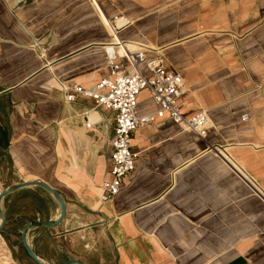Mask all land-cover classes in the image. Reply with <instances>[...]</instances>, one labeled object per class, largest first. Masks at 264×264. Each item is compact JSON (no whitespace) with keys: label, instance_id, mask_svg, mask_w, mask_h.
<instances>
[{"label":"crops","instance_id":"obj_1","mask_svg":"<svg viewBox=\"0 0 264 264\" xmlns=\"http://www.w3.org/2000/svg\"><path fill=\"white\" fill-rule=\"evenodd\" d=\"M119 14L131 23L114 33L110 20ZM114 40L142 42L147 57L177 70L181 111L190 116L205 109L208 126L202 139L165 115L139 125L131 136L135 169L113 198L101 201L115 113L91 98L65 99L64 87H92L106 73L104 51ZM137 108H156L147 90ZM211 150L218 159L207 154ZM0 151L17 182L42 178L65 202L56 226L28 236L46 262L186 264L198 251L188 254L180 243L170 248L181 235L175 227L203 224L218 209L214 189L204 217L182 212L187 166L228 169L264 203L238 173L255 179L264 193V0H0ZM30 193L49 206L33 208L23 226L58 215L57 204L34 186L5 196L7 220L13 200L34 205ZM152 226L166 228L154 232ZM260 226L241 236L255 235L253 247L230 254L232 240L207 264H264ZM199 235L196 229L192 238ZM44 242L64 248L53 254Z\"/></svg>","mask_w":264,"mask_h":264},{"label":"built area","instance_id":"obj_2","mask_svg":"<svg viewBox=\"0 0 264 264\" xmlns=\"http://www.w3.org/2000/svg\"><path fill=\"white\" fill-rule=\"evenodd\" d=\"M110 22L117 32L121 27L129 25L131 20L128 16L119 14L112 17ZM109 44L114 45L116 50L104 51L106 73L92 87L76 83L64 87L65 99L71 101L78 95L91 98L95 106H103L115 113L113 135L110 139L109 175L101 184V201L113 198L119 192L123 179L135 169L138 153L131 147V136L139 125L165 115V119L181 128L185 126L198 138L205 139L208 120L205 109H200L190 116L181 111V74L168 67L161 57H147L146 44L129 40H116ZM141 64L145 70H142ZM143 90L149 92L156 108L139 113L138 95ZM240 117L245 120L248 113H242ZM84 118L85 125L89 127L91 121L86 114ZM214 150L218 148L215 147ZM238 173L255 193L264 199V193L256 180Z\"/></svg>","mask_w":264,"mask_h":264},{"label":"rangeland","instance_id":"obj_3","mask_svg":"<svg viewBox=\"0 0 264 264\" xmlns=\"http://www.w3.org/2000/svg\"><path fill=\"white\" fill-rule=\"evenodd\" d=\"M206 126H208V120ZM186 129L187 127H182V130L190 132L189 129ZM207 154L218 159L212 150ZM185 169L187 173L183 178V197L186 207L183 209L184 211L182 210L185 216L204 217L205 213H209L211 196L213 200L215 194L214 189H216L218 209L216 214L214 213L211 219L208 217L203 224L175 227L180 230L181 235L175 237L173 243H169L170 248L177 249V243H180L181 249L187 251L188 254L196 248L198 255L188 260L186 264H207L215 258L220 259L218 255L221 254V251L224 253L227 250L224 249L225 245L230 244L232 240L234 243L229 251L230 254L250 246L253 247L254 243L252 244V242H256L254 241L255 235L242 238L244 240L240 239L245 232L252 231V228L259 229L258 227L264 224V203L258 200L252 192L247 191L241 184L243 182L228 169L210 167L205 162H194ZM18 179L19 177L13 173L7 156H3L0 151V189L14 181L17 182ZM29 195L34 205L22 206L17 199L10 202V218L5 223L4 230L2 232L0 230V264H36L21 245L20 231L25 219L31 217L32 209H46L49 202L36 198L31 193ZM160 227L166 228L152 226L151 229L153 228L152 230L156 232ZM196 229L200 231V235L195 240L192 238V234ZM40 235H43V232ZM44 243L46 251L53 254H57V252L59 254V249L64 248L62 245L52 246L49 242ZM60 259L61 257H49V262L52 264Z\"/></svg>","mask_w":264,"mask_h":264},{"label":"water","instance_id":"obj_4","mask_svg":"<svg viewBox=\"0 0 264 264\" xmlns=\"http://www.w3.org/2000/svg\"><path fill=\"white\" fill-rule=\"evenodd\" d=\"M40 187L43 189L49 197L57 204L58 208V215L54 218H48V219H37L31 222L26 223L21 231H20V241L21 245L26 252V254L36 263V264H51L40 258L34 251L30 241H29V233L36 228L40 227H54L56 226L65 215V202L63 198L61 197L60 193L48 182L43 180L42 178L35 177V178H29L26 180L14 182L5 185L0 189V230L4 227L6 219H7V212L4 205V198L7 194L23 190L30 187ZM57 264H82L78 259L76 258H69L63 262L57 263Z\"/></svg>","mask_w":264,"mask_h":264},{"label":"bare ground","instance_id":"obj_5","mask_svg":"<svg viewBox=\"0 0 264 264\" xmlns=\"http://www.w3.org/2000/svg\"><path fill=\"white\" fill-rule=\"evenodd\" d=\"M118 22H119V20H118ZM112 31L115 33V29H114L113 27H112ZM115 41H116V40H114V42H115ZM113 46H114V45H112V46H108V49H107V50H108V51H111V50L114 51L115 49H114ZM105 51H106V50H105ZM186 130H187V129H186Z\"/></svg>","mask_w":264,"mask_h":264},{"label":"trees","instance_id":"obj_6","mask_svg":"<svg viewBox=\"0 0 264 264\" xmlns=\"http://www.w3.org/2000/svg\"><path fill=\"white\" fill-rule=\"evenodd\" d=\"M7 220V219H6ZM6 223V222H5ZM5 226V225H4ZM4 230V227L1 229V232Z\"/></svg>","mask_w":264,"mask_h":264}]
</instances>
